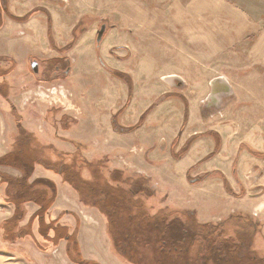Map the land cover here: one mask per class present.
<instances>
[{
	"label": "rangeland",
	"instance_id": "374dc122",
	"mask_svg": "<svg viewBox=\"0 0 264 264\" xmlns=\"http://www.w3.org/2000/svg\"><path fill=\"white\" fill-rule=\"evenodd\" d=\"M6 3L17 16H25L39 9V13L31 19H36L40 29L38 35L33 32L32 36L31 33L23 35L19 32L21 28L9 31V40L16 43V49L11 52L16 68L7 77L11 84L10 95L7 99H0V108L5 112V116L2 111L0 113V124L3 125V132L0 129V151L9 149L19 124L35 131L42 142H53L61 149L74 150L75 143L79 141L87 158H105L110 161L111 168L118 166L131 175L145 176L149 186L157 193L154 203L160 208L167 207V213L170 214L171 210L194 211L202 222L227 220L230 222L228 226L239 232L251 231L250 226L239 219V216L245 215L260 226L264 237V207L258 208L264 206V156L259 154L264 155V64L258 63L257 52L253 51L258 33L264 31V0H6ZM45 10L52 18L50 35ZM219 12L223 13L220 17L226 18L217 19L209 15ZM237 13L245 19L241 21ZM78 24L80 37L70 51L62 50L71 55L69 73L59 79L45 81L38 78L39 72L36 73L30 65L31 59L59 56L61 52H52L47 43L52 40L62 49L65 48L73 41ZM103 27L105 33L98 42ZM114 45L121 46L116 48ZM107 46L108 53L105 52ZM7 48L6 42L0 44V63L6 65ZM120 49L125 53L118 54L115 51ZM109 56L128 62V69L133 71L129 72L133 79V95L135 67L143 59L151 62L152 58H156L154 67L159 68V71L144 80V86L158 78L162 81L161 78L168 73H176L180 85L184 83L183 78L188 79L189 76L193 80L202 76L209 82L207 94L204 95L208 99L205 97L201 102V119L198 122L208 128L224 127L221 153L224 159L232 162L233 168L236 163L238 179L235 178L234 184L239 191V184L245 185L244 195L230 194L220 175L215 176L218 179L199 176L205 173L200 165L202 161L188 172L177 173L174 165L168 161L171 149H178L191 132L180 126L183 116L187 121L188 106L182 93L176 94V100H169L173 99V93L161 95L152 101L132 100V97L122 119L127 124H133L128 126L133 129L127 131L134 133L131 134L133 138L128 139L125 149L118 146L119 140L113 139V144L109 145V116L114 109L121 107L115 106L124 102V88L128 87L126 84L120 86L113 79L108 70L111 66L106 62ZM184 68L187 76L182 72ZM223 76L230 78L233 93L224 97L220 105H210V82L215 77ZM170 85L178 89L174 83ZM182 86L179 89H184ZM67 98L81 106V114L77 115L76 111L69 108ZM150 102L152 105L141 116L139 113ZM63 114L75 118L69 130L62 129L60 125ZM147 120L148 124H145ZM141 130L145 133L144 141L161 142L159 157L167 161L148 165L146 160L142 165L137 155L145 153V156L150 150L146 154V146L135 145L136 140L141 142ZM173 132L178 134V141L173 140ZM207 136L194 135L196 138L191 147L198 142L196 153L214 146L215 139H212L213 142L210 138L204 139ZM200 138H203L202 144ZM152 165L157 166L156 175L164 180L163 185H159V180L151 172ZM141 166H144L143 171ZM1 169L8 174L15 172L10 167ZM34 175L47 173L45 169L39 168ZM203 176L199 182L192 181ZM57 183L62 196L56 205L71 209L75 213L74 218L80 220L86 256L97 255L104 258L107 264H132L122 261L113 252L110 254L107 243L104 246L102 232L106 228V218L96 209L84 206L71 190L66 191L67 195L64 194L63 183L60 180ZM3 190L0 186V222L3 221V211L11 204L1 197ZM26 206L28 210L37 207L33 202ZM63 216L67 214L63 213ZM28 219L27 214L21 225L27 223ZM2 233L0 230V264H56V261L61 264L67 260L62 252L63 247H59L61 250L40 253L33 248L30 239H23L26 240L24 245L16 246L21 251L14 252L15 246L9 244L10 240H6ZM197 252V245L188 250L190 256ZM113 254L121 263L110 256ZM151 258L152 255H149L148 261ZM161 258L163 263L155 259V263L147 264H164L165 257Z\"/></svg>",
	"mask_w": 264,
	"mask_h": 264
},
{
	"label": "trees",
	"instance_id": "16d2710c",
	"mask_svg": "<svg viewBox=\"0 0 264 264\" xmlns=\"http://www.w3.org/2000/svg\"><path fill=\"white\" fill-rule=\"evenodd\" d=\"M36 13H39V9L25 16H17L10 11L6 1L0 2V28L5 22V14L13 20L26 21ZM46 13L50 35L52 18L48 11ZM79 28L78 24L73 41L61 51H68L73 47L80 37ZM53 45L57 46V43L53 41ZM66 58L70 60L67 55ZM54 63L58 64L56 59ZM50 69L53 71L55 67ZM108 69L128 85L130 102L133 95L132 76L127 72ZM9 71L11 69L1 67L0 76H6ZM10 91V84L0 83V95L7 98ZM118 115L119 113L113 120L115 129L121 132L132 130L133 127L119 124ZM207 134L212 135L216 142L215 149L207 157L209 158L220 151L222 140L218 133ZM195 138L193 136L188 139L175 156H184ZM259 154L264 156L263 153ZM38 165L57 172L84 206L96 209L106 218V232L112 252L126 263H155V259L163 263V256L164 264H264V237L260 226L249 217L241 215L239 219L250 226L251 231L239 232L231 229L227 220L202 222L195 213L186 210H171L169 214L167 207L160 208L154 203L157 193L149 186V180L145 176L131 175L125 169L111 168L110 163L104 159L90 160L81 151L64 152L53 145H44L36 133L23 127H19L9 152L0 156V166H12L22 172V175L14 176L0 171V186H4L3 199L14 206L13 216L0 223L6 240L30 239L39 248L51 249L61 240L68 239L67 251L71 260L79 264H100L82 259L76 233L70 234L68 227L59 223L63 213L57 218L51 214L58 196V186L49 178L31 180ZM234 167L235 170L236 163ZM221 176L228 190L236 194L230 188L226 176ZM234 176L238 179V175ZM203 178L204 176L198 177L192 181L199 182ZM239 185L241 194H245L243 184ZM30 202L36 204L38 209L30 215L26 224L21 225L28 214L26 204ZM196 245L197 254L190 256L189 248ZM149 255L152 258L148 261Z\"/></svg>",
	"mask_w": 264,
	"mask_h": 264
},
{
	"label": "crops",
	"instance_id": "0c3cea01",
	"mask_svg": "<svg viewBox=\"0 0 264 264\" xmlns=\"http://www.w3.org/2000/svg\"><path fill=\"white\" fill-rule=\"evenodd\" d=\"M4 1H6V0H0V2H4ZM209 15H210V17H214V18L218 19V17H220V15H223V13H220V12L219 13H211ZM237 17L239 19H241V21L245 19V18H242L241 15H239V14L237 15ZM220 18H226V16H222ZM3 19H4L5 22H4L3 26L0 28V44L6 42V44L8 46V48H7L8 57H6L7 65L3 64V63H0V68L2 67V68H5V69H9V70L11 69V71H9L8 74L6 76H4V77L0 76V83L7 82L8 84H10L9 80L7 79V77L16 68V61H15V59L13 57H11V52L14 51V49H16V43H15V41H13V43H12V41L9 40V38H8L9 37V31L11 29L21 28L22 30L19 31V32H21L23 35L24 34L26 35L27 33H31V36H32L33 32H35L38 35V30L40 29V27L37 25L36 19L35 20L34 19H30L27 22H18L17 23L16 20H13L7 14L3 15ZM243 27H245V26L243 25ZM254 32H252V33L254 34ZM252 33L250 32L249 34H252ZM258 34H259V35H257L258 38L254 41V45H253L254 50L253 51L257 52L256 56H257V58L259 60L258 63L264 64V31L261 32V33H258ZM28 37L30 38V36H28ZM3 38H5L6 40H4ZM20 38H23V40H25L24 37H20ZM20 40H22V39H20ZM16 42H19V41H16ZM47 46L48 47L50 46L52 48V52L59 53L58 52L59 50L57 48H55L51 44L50 40H49V43H47ZM114 46H116V48H117V47H119L121 45H119V46L118 45H114ZM213 47L215 48L216 46L214 45ZM44 48H46V47H44ZM108 48H109V46H107L106 49H105V52H107V53L109 52ZM110 49H111V47H110ZM115 51L118 54H124L125 53L124 50H122V49L115 50ZM66 53L67 52H64L62 54L67 55ZM68 54L70 55V53H68ZM69 55H67V56H69ZM184 58H186V57H184ZM53 59H55V58H52V60ZM155 59L156 58H152L151 62L149 60L145 61L143 59L140 64L137 63V65L135 67L136 71L134 72V75H135V80H134V84H135L134 95H135V98H134V95H133L132 96L133 98L131 97L132 100H134V99L138 100L139 99V100H143V101L144 100L152 101L153 99L159 98L161 95L171 94V93H173L172 94L173 99H169V100H176V99H178L176 94L177 93H182L183 96L185 97V100L188 101V107L186 106L187 107V121L185 122L184 116H183V121L181 122L180 126L184 127L183 130L186 129L187 131L190 130L191 132L187 135L186 139L181 143V146L189 138L193 137L194 135H198L199 134V136L200 135H202V136H207L208 135L209 136V134H207L209 132L218 133L220 135L221 139H222L221 149L219 151L220 153L219 154L217 153L216 155H214L212 157H209V158H207L208 155L211 154L209 152H213V150L215 148V140H214V146L213 147H211L209 149L208 148L207 149L203 148L202 151H200V152L198 151L199 153H196L197 149H198V142H196V143L193 144L192 147H190L191 149L189 148L187 154H185L184 156H181V157L175 156V155H178L181 146L178 149H176L175 152H173L174 149L173 150L171 149L170 154L168 155L170 160H168V161L171 162V165H174L175 172L176 173H177V171L178 172H188V171H190L192 169V167H194L195 165H198L202 161V163H200V165H201V168L203 169V171H205V173H203V174H201L199 176H202V175H215V176L216 175H220V177H222L221 175H225L227 180H228V182H229L230 188L233 189L236 194H233L232 192H230L228 190L229 193L232 194V195H235V196L244 195V194H240L242 192L241 187H240V191H239V189H237L235 187V184H234V181H235V176L234 175H237V171L234 170L232 162L228 161L227 159H224L223 153H221L222 152V146H223V131H224V127L223 126H213V127H209L208 128L204 124H203V126H201V124L198 122L199 118L201 119V117H199L200 108H201V104H202L201 102L206 97L204 95L207 94L206 93L207 92L206 88L208 87L209 82H207V80L204 79L202 76L199 77L196 80H193L192 77L190 78V76H189L188 79L187 78H183L184 79V83H181V85H180V83L178 82V79L176 77L177 74L176 73H168V75H165V76H163L161 78L162 81H160V78H158L156 81H151V82L145 83L146 85L144 86L143 85L144 84V80L148 79L152 74H154L155 71H159V68L156 69V67H154V63H156ZM106 62L108 64H110L111 67H109V68H112V69H115V70H119V71H122V72H127V73L131 72V73H133L132 70L128 69V62L124 61V59H122V58H115L113 56H109V57H107V61ZM57 65L58 64H56V65L54 64V65L50 66L49 68H53V66H54L55 69H57ZM145 67H147V68H145ZM182 72H183L184 76H187L185 68L182 70ZM112 76H113V79L120 84V86H126L127 85L119 76H116V75H113V74H112ZM110 78H112V77L110 76ZM226 78H227L228 82L231 84L230 78L228 76H226ZM213 80H214V78H213ZM212 81L210 82L211 90H212V87H211L212 86L211 85ZM169 82L172 83V84L174 83V85L177 86L178 89L172 88V85H170ZM182 84H185V86H182ZM180 86L184 87V89H182V90L179 89ZM126 88L127 89L124 88V95H123V99L124 98H126V99H124V102L121 103V104L117 103L115 107H117V106L118 107L121 106V107L118 108V109H114L113 113L111 112L112 114L110 113L109 126H108V130H107L108 137H109V140H108L109 141V145L113 144L112 143V141H114L113 139L119 140L120 143H119L118 146L123 148V149H125V147L128 146V143H127L128 139L131 140L133 138V136H131V134H134V133L121 132V131L115 129L113 120H114L115 115H117V113H119L118 122H119V124L121 126L128 127V126H132L133 125V124L125 123L123 121V119H122L123 116H124L123 114H124L125 108L128 105V103H129L128 102L129 101V90H128L127 86H126ZM211 90H210V93H211ZM109 92L111 93L112 91H109ZM125 95H127V96L125 97ZM3 98L5 99L6 97L0 95V99H3ZM206 99H208V98L206 97ZM76 104L78 105V103H76ZM151 105L152 104L150 102V104H148L146 106V108L141 110V112L139 114L142 116V114L145 112V109L148 110V108ZM214 105L215 104H213V106ZM1 111H2L3 115L5 116V112L3 110H1V108H0V113H1ZM74 119L75 118L73 117V115L63 114L61 116V119H60V125H61L62 129H64V130L71 129L72 123L74 122ZM145 124H148V120H147V122ZM1 125L2 124H0V127H1ZM19 127H23L25 129L35 133V131L29 129L28 127L19 124L18 127H17L16 132L13 135L12 144L14 143V141L16 139V135L18 133ZM140 133H141V136H142V138L140 139L141 142L139 143L138 140H136L135 145H142V146L144 145V146H146V149H145L146 154L150 150L149 154H147L145 156H144L145 153L140 155V156L137 155L138 159H140V162H142V165L144 164V161H146V160H147L146 162H148V165H151V163H154V164L158 165L160 162L167 161V159H165L164 157H159V156H161V155H159L160 154L159 151L161 150V149L159 150V148L161 147V142L157 143L156 140L153 143H150L148 141L146 142V141H144V134H145L144 130H141ZM173 134H174L173 135V138H174L173 140L177 139L178 138V134L175 133V132H173ZM137 135H139V134L137 133ZM208 136L204 137V139H208V138H210L211 140L214 139V137L212 135H210V137H208ZM121 139H123V142L121 141ZM202 139L203 138H200V143L204 142ZM208 140H206V141H208ZM40 142H42V141L40 140ZM212 142H213V140H212ZM12 144L10 145L9 149L4 150V151H0V156H3L6 153H8L9 150L11 149V147H12ZM42 144H44V145H53L58 150L64 151V152H72V153H74V152H77V151H81L83 153V151L81 150V147H80L81 143H79V141H78V143L77 142L75 143L76 147H75L74 150H72V149H66V150L65 149H61L53 142H42ZM133 145H131V146H133ZM0 150H2V146L1 145H0ZM83 155H84V153H83ZM146 158H148V159H146ZM88 159H90V158H88ZM103 159L110 163V161L108 159H105V158H103ZM92 160H97V159H92ZM152 166L153 167L151 168V172H153V174H155L154 177L159 180V185H160V183L163 185V181L164 180L161 177H159L158 175H156L157 171H158L157 166H154V165H152ZM7 167L13 168L14 171H15L14 173H9V174L14 175V176L22 175V172L19 169L15 168V167H12V166H0V171L2 170L1 168H7ZM39 168H42L43 170L45 169V173H47V175H34L36 170H38ZM113 168L122 169L121 167H118V166H115ZM141 169L143 171L144 170V166H141ZM175 172H174L173 175L176 174ZM34 173H33V176L31 178V180H34L36 178H49V179H52L57 184V186H58L57 182H58V180H60V182L63 183V185H64L63 186V190H62V192L64 194H66V191H68V190L69 191L71 190L72 192H74V190L68 184L65 185V183L63 182L61 176H59V174L57 172H55L54 170H52V169H46V168L42 167L41 165H38L36 167ZM211 179H218V178L215 177V178H211ZM168 184H169V182H168ZM1 187H3V189H4V186H1ZM243 187L246 190L245 185H243ZM3 194H4V190H3L2 194H1L2 198H3ZM74 194L77 197V194L75 192H74ZM61 196L62 195L60 194V189H59V186H58V196H57L55 204L51 208V214L55 218L59 217L61 213H66L67 214V216H65V217L63 216L61 218L59 223L61 225L67 226L68 229H69V233L70 234L76 233L77 241H78V244H79V248H80L82 259L87 260V261L98 262L100 264H107V261H105L104 258H101V257H99L97 255L90 256V257L86 256V254L84 253V244H85V242L82 239L81 230H80L81 222H79L80 221L79 219H78L79 221H77V219H75L76 218L75 217V213L72 212L71 209H67L65 207H58V205H56L58 199ZM177 196L179 197V195H177ZM257 203H255V204H257ZM257 205H259V204H257ZM262 205H264V204H262ZM262 207H264V206H261V207H258V208H262ZM37 209H38V206L37 207H33L32 209H29L30 210V211L28 210L29 217ZM187 211H190V210H187ZM190 212L195 213L194 211H190ZM13 214H14V206L10 204L8 206V208H5V210L3 211L2 220H6V219L12 217ZM195 215L197 216L196 213H195ZM24 224H26V223H24ZM91 229H94V228L91 227ZM102 233H103V236H102L103 244L106 247V243H107V245H108L107 250H108V252L110 254H112L111 242H110V239H109V237L107 235L106 228L104 229V231ZM104 236L107 239H105ZM10 242H12V243H10ZM24 242H26V240H23V239L16 240V241H8L9 244H12L13 246H15L14 249H13L14 252L21 251L20 248L16 247V246L24 245ZM31 242L33 243V245H32L33 248H35L40 253H49V252H52L54 250L55 251L61 250L59 247H63V251L62 252L64 253V255H65V257L67 258L68 261L62 255L65 260H63V262L61 264H68V262H70V264H79L78 262H76L74 260H71L69 258L68 251H67V247H68V244H69L68 239L61 240L57 246H55V247L52 246L53 248H51V249L39 248L37 246V244H35L33 241H31ZM95 242H97V239H95ZM93 243H94V241H93ZM17 248H19V249H17ZM75 254H76V251H75ZM110 256L114 257L117 262L121 263L120 260L114 254L110 255ZM56 264H57V261H56Z\"/></svg>",
	"mask_w": 264,
	"mask_h": 264
},
{
	"label": "flooded vegetation",
	"instance_id": "af4514ba",
	"mask_svg": "<svg viewBox=\"0 0 264 264\" xmlns=\"http://www.w3.org/2000/svg\"><path fill=\"white\" fill-rule=\"evenodd\" d=\"M50 42L53 45V41L50 40ZM54 47L57 48L61 52V54L59 56L55 57L56 61L58 62L57 69L52 71L49 68L50 66L55 64L54 63L55 59L52 60V58L41 59V58L33 57L31 59V61H30L31 62L30 65L32 64V67H33L34 71L36 73L39 72L37 77L42 79V80H45V81L49 80V79H53V78L54 79H59V77L61 78L63 76H66L69 73V71H70V67H71L70 60L66 58L65 54H62V53H64V52H62L60 50V49H62V47L59 46L58 44H57V46H54ZM99 55L101 57V53ZM100 61L101 62L103 61L102 58H100ZM103 64L107 67V65L105 63H103ZM128 90H129V87H128ZM221 103H222V101H221Z\"/></svg>",
	"mask_w": 264,
	"mask_h": 264
},
{
	"label": "water",
	"instance_id": "95a60500",
	"mask_svg": "<svg viewBox=\"0 0 264 264\" xmlns=\"http://www.w3.org/2000/svg\"><path fill=\"white\" fill-rule=\"evenodd\" d=\"M104 33H105V28L103 27V29L101 30V32L99 34L98 42H100L101 37L104 35ZM214 82H217V83H214ZM232 93H233V87L228 82V80H227V83H225L223 80H221L220 77L215 78L212 82V90H211V93L209 95V102H210L209 104L210 105L215 104L217 106L221 103V99L229 96Z\"/></svg>",
	"mask_w": 264,
	"mask_h": 264
},
{
	"label": "built area",
	"instance_id": "2783aa9c",
	"mask_svg": "<svg viewBox=\"0 0 264 264\" xmlns=\"http://www.w3.org/2000/svg\"><path fill=\"white\" fill-rule=\"evenodd\" d=\"M68 100V106L71 110L76 111L77 115L82 113V108L78 106L76 103H73V101L70 98H67Z\"/></svg>",
	"mask_w": 264,
	"mask_h": 264
},
{
	"label": "bare ground",
	"instance_id": "6f19581e",
	"mask_svg": "<svg viewBox=\"0 0 264 264\" xmlns=\"http://www.w3.org/2000/svg\"><path fill=\"white\" fill-rule=\"evenodd\" d=\"M221 78V80H223L225 83H227V78L226 77H220ZM213 82V81H212ZM214 83H217V82H214ZM212 85V84H211ZM217 85V84H216ZM228 85V84H227ZM212 87V86H211ZM220 98V97H219ZM221 101H222V99H221ZM220 105V104H219ZM0 129H2V132H3V125H1V127H0Z\"/></svg>",
	"mask_w": 264,
	"mask_h": 264
}]
</instances>
